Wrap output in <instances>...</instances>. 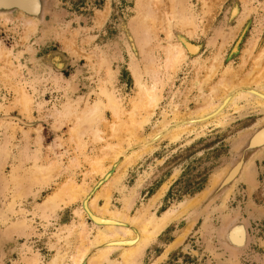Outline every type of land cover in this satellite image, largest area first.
Instances as JSON below:
<instances>
[{"label":"rangeland","instance_id":"1","mask_svg":"<svg viewBox=\"0 0 264 264\" xmlns=\"http://www.w3.org/2000/svg\"><path fill=\"white\" fill-rule=\"evenodd\" d=\"M40 2L37 16L0 10V264H72L81 213L90 240L80 264H90L109 245L95 241L110 231L92 218L101 212L134 239L140 222L167 215L135 264H264V146L247 147L264 127V59L255 66L264 0ZM155 5L163 22L146 32ZM177 43L186 56L172 70L164 51ZM148 59L157 63L162 97L151 114H135L132 140L126 125L115 137L113 125L131 121L138 83L152 84ZM225 72L228 87L214 90ZM242 88L260 99L234 95ZM207 100L210 113L201 115ZM205 116L212 118L187 123ZM110 143L121 150L104 158ZM242 157L240 175L219 192ZM103 158L97 173L90 163ZM51 163L57 173L42 179ZM70 179L88 188L74 201L58 195ZM235 225L246 232L238 249L223 235ZM131 246H116L99 264H118Z\"/></svg>","mask_w":264,"mask_h":264},{"label":"bare ground","instance_id":"2","mask_svg":"<svg viewBox=\"0 0 264 264\" xmlns=\"http://www.w3.org/2000/svg\"><path fill=\"white\" fill-rule=\"evenodd\" d=\"M20 2L24 3L27 6H32L34 9L38 8L39 4L42 5V3L40 1H39V3L37 2V4H36L33 0H20ZM0 3L1 4H5V0H0ZM154 3L156 4V0H155ZM155 6H156L155 9L153 8L149 12L148 20L146 19L147 28H148V31L146 30V32H149V30L151 32L152 29H153V31L156 32L157 24L158 23L160 24V21L163 22L161 10L158 7V5H155ZM252 47H253V45H252ZM164 52H165V57H166V60H165L166 68H169V69H172V70H176L178 68L179 63L182 62L184 60L185 56H186L185 47H183L179 43L168 45L167 47H165V51ZM263 59H264V49H263V52L260 53V55L256 58L255 66L256 67L261 66L260 64L262 63ZM147 71H148V74L150 75V77L152 78V84L151 85H146V84L138 83L139 99L136 100L137 102H136V105H135V107H136L135 110L131 112V117H130L131 121L129 120L128 122L126 121L127 123L126 122L122 123V120H119L118 122H116L117 124L113 125V127H112V135L113 136L120 138L121 129L124 128V125H126L127 126V130L130 133L129 139L132 140L133 136H134V131H135L134 128H133V125L135 124V114L137 112H139V111L140 112L141 111H145L147 114H151L156 109V107H157V105H158V103L160 101V98L162 97V87H161V79L159 78V74H158V70H157V63H155L153 61V59H148ZM136 73H137V71L135 70V74ZM249 74H251V72ZM225 78H226V72L223 74L221 79L216 83V86H215L214 90L216 88H221V87L227 88L228 87V83L225 81ZM249 89L252 90L253 88L238 89L239 91H236V93L234 95H236L237 93H239L241 91H245V92L248 91L249 92ZM249 94L250 95L254 94L256 97H258L260 99V97H259L260 95L257 92H252V93L249 92ZM260 94H261V92H260ZM234 95H227V96H232V98H233V97H235ZM227 96H225V98H228ZM235 99H236V97H235ZM209 103H210V101L207 100V104L206 105L204 104L205 106H203L199 110V114L204 115V114H206L207 112L210 111L211 107L209 106ZM223 103H225V101ZM222 105H224V104H222ZM222 105H221V107H222ZM212 106H213V104H212ZM219 108L220 107H218V109ZM217 112H218V110H217ZM202 113H204V114H202ZM115 114L117 115L118 113L115 112ZM210 118H212V117H210ZM210 118L209 117L207 118L206 116L204 118H201V117L190 118V120L187 123L201 122V121H204V120H207V119H210ZM163 122H165V121H163ZM185 123L186 122H184V120H182L180 122V124H185ZM163 124H165V123H163ZM76 128H78V127H76ZM88 129H90L91 132L94 131V134L92 132V134L95 136V137H93L94 139L101 141L102 137L100 136L98 131L94 128V126H88ZM76 132H77V134H75L74 137L77 138L78 141H79V148L81 150H84L85 149V144L83 142L82 133H78V130ZM155 136L158 138V137L161 136V134H157ZM255 136H254L255 137L254 138V142L257 145H260V146L264 145V128L259 130L257 133H255ZM120 145H121V143H113V144L110 143V144H108L107 148L110 150V152H107L105 154L104 158L108 157V155L110 153H113V155H116L117 152L121 150V146ZM248 150L250 151L251 147L250 148L248 147ZM104 158L103 159H97L96 161H91L90 164L92 165L93 170L95 172L98 173V172L103 170V167H102L101 163L104 160ZM129 159L130 158H128V160ZM241 159H243V157ZM241 167H242L241 162L235 163L233 165L232 169H231L230 174L227 175L229 180H227V182L222 184L221 187L225 188V186L230 184L231 181L238 174L237 172H238V170ZM38 173L40 174V177L42 179H45V180L51 179L57 173V166H56L55 163H51L47 167H45L42 170H40ZM87 189L88 188H87L86 184H79L75 180L70 179L69 181L63 183V185L61 186V188H60V190L58 192V195L61 196L64 199H66V201H67V199L69 201H74V200H77V199L81 198L83 195H85L86 192H87ZM97 198H98V196H95V197H93V199L91 201L90 205L93 208V210L95 209V206H96V203H97ZM107 210H108V208H106V211ZM101 214L103 215L102 212L98 216L96 215L99 218V219H97L98 221L109 220V222H112L114 224H108V228L110 230L109 233H102V232L98 233L97 237L95 238L96 243H103V242L107 243L108 242L107 245L108 244L109 245L107 247L105 246L106 248L102 249V251H100L98 254H96L90 260V264H99V262L105 260L107 255H109V253L111 251L115 250L116 246H129V244H132V246L125 249V251H127V253H126L127 255L124 257L123 260L119 261L118 264H135V262H136L138 256L140 255V253H142V251L145 249V247L150 244V242L154 239L156 233L162 228V226H164L166 224V221L168 220L167 215L166 216L164 215V217L160 218V219H154V220L153 219H148L146 222H140L142 235H141L140 238L137 237V239H134V236L133 237H127V236L132 235V232L129 229H122L123 230V234L122 233L120 234L119 231H117L118 229L115 228V226L120 225V224H118L119 222H116V221H119L118 220L119 218L116 219V218H113V216L109 217V218H106V217H104V215L101 216ZM83 216L84 215L81 213L80 217L83 220V223L81 225L83 227H82L81 233H80L81 234V239H82V244H80V246L78 247V250H77L76 254L72 256L73 257V263L72 264H80L83 256L88 251L87 249H88V242L90 240L89 239L90 229H89L87 223L84 221L85 218L83 219ZM223 235H224L225 241L227 242L226 243L227 245H230L231 247L234 246V247H236L238 249V247H241L244 244V242H245L246 232H245V229H244L243 226L235 225V226H232L226 233L224 232ZM247 245H249V243ZM245 247H246V245H245ZM237 253H238V251H237ZM59 257H58V259L56 258L57 262H59Z\"/></svg>","mask_w":264,"mask_h":264},{"label":"water","instance_id":"3","mask_svg":"<svg viewBox=\"0 0 264 264\" xmlns=\"http://www.w3.org/2000/svg\"><path fill=\"white\" fill-rule=\"evenodd\" d=\"M33 1L36 4H37V2L39 3V0H33ZM38 6H39L38 8L34 9L32 6H27L24 3H21L20 0H5V4L0 3V9H2V10L8 11V10L18 9V10L24 12L25 14H28L31 16H37L38 14H40L43 6L40 4ZM263 128H261V129H263ZM254 136H255V134L251 137V139L249 141V148L251 147V150L260 146L254 142V138L256 137V136L255 137ZM155 138H157V137H155ZM108 175H110V174H108ZM108 175L106 176V178L108 177ZM227 180H229L228 177L224 180L223 183L227 182ZM86 208H87V204H86ZM88 212H90V211L88 210ZM92 218L94 219V221L97 224H104V225L114 224L112 222H109V220L98 221L97 219H99V218L96 215H92ZM118 224H120V223H118Z\"/></svg>","mask_w":264,"mask_h":264},{"label":"flooded vegetation","instance_id":"4","mask_svg":"<svg viewBox=\"0 0 264 264\" xmlns=\"http://www.w3.org/2000/svg\"><path fill=\"white\" fill-rule=\"evenodd\" d=\"M39 1H40V0H39ZM0 10H2V9H0ZM257 132H258V131H257ZM250 139H251V138H250ZM249 141H250V140H249ZM248 146H249V143H248L247 147H248ZM263 146H264V145H263ZM263 146H260V147H263ZM260 147L254 148L253 150H250V151H255L256 149H258V148H260ZM243 157H244V156H243ZM245 158H246V157H245ZM243 159H244V158H243ZM239 162H241V165L243 166V160L241 159ZM241 171H242V167L238 170V172H237L238 174H237V175L235 176V178L231 181V183H232L235 179H237V177L240 175ZM230 172H231V170L229 171L228 174H230ZM228 174H227V175H228ZM227 177H228V176H227ZM227 177H226V178H227ZM226 178H225V179H226ZM225 179H224V180H225ZM224 180H223V182H224ZM223 182L221 183V185L224 184ZM221 185H220V187H219V192H222V191L227 190L230 184H228L227 186H225V188L221 187ZM232 218H235V219H236V218H239V216L235 215V216H233ZM232 218L230 217V218L228 219V221H231L230 219H232ZM240 220L243 221V219H241V218H240ZM228 221L225 223V226L228 224ZM247 230H248V233H249V236H250V232H249L248 227H247ZM250 237H251V236H250ZM250 240H251V239H250ZM224 249H225L226 251H228V252L231 254L230 250H228V249L225 248V247H224ZM242 252H243V251H242ZM230 257H231V256H230ZM229 261H230V262H234V259H233V258H232V259H229ZM225 264H231V263L227 262V263H225Z\"/></svg>","mask_w":264,"mask_h":264},{"label":"crops","instance_id":"5","mask_svg":"<svg viewBox=\"0 0 264 264\" xmlns=\"http://www.w3.org/2000/svg\"><path fill=\"white\" fill-rule=\"evenodd\" d=\"M100 251H102V249H101V250H99V252H100ZM99 252H98V253H99ZM96 254H97V253H96ZM96 254H95V255H96ZM95 255H94V256H95Z\"/></svg>","mask_w":264,"mask_h":264}]
</instances>
